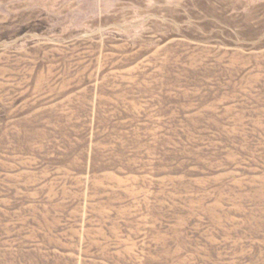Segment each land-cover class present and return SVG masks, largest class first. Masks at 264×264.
I'll use <instances>...</instances> for the list:
<instances>
[{
	"label": "rangeland",
	"instance_id": "1",
	"mask_svg": "<svg viewBox=\"0 0 264 264\" xmlns=\"http://www.w3.org/2000/svg\"><path fill=\"white\" fill-rule=\"evenodd\" d=\"M0 264H264V0H0Z\"/></svg>",
	"mask_w": 264,
	"mask_h": 264
}]
</instances>
